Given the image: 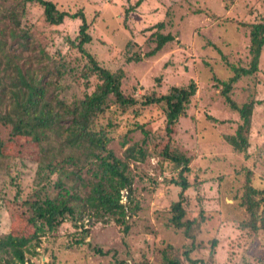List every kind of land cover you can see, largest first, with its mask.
Segmentation results:
<instances>
[{
	"label": "trees",
	"instance_id": "trees-1",
	"mask_svg": "<svg viewBox=\"0 0 264 264\" xmlns=\"http://www.w3.org/2000/svg\"><path fill=\"white\" fill-rule=\"evenodd\" d=\"M142 1L138 0L134 7L139 6ZM196 1L206 4L205 7H199L201 10L198 13L210 12L213 8L209 4L214 5L217 10L222 9L219 0ZM36 6L42 9V15L37 17L36 26L27 27L29 18L24 16L31 13ZM134 7L127 9L126 18ZM91 9L80 5L77 0H22L20 15L16 8H7V11L3 8L11 26L0 28V178L5 181L8 191L13 193L11 200L25 208L28 220L38 231L59 233L64 224L73 223L77 229H71L68 236L71 239L69 247H74L75 250L82 249L84 238L88 235L85 223L81 222L82 218L79 221L78 211L88 213L90 220L92 218L106 222L112 216L117 224L124 226L123 232L129 233L130 226L126 220L128 208L126 203L121 202L124 191L128 199L127 205L134 211L140 208L137 196L144 198L141 191L149 190V186L153 188L150 191H155L162 185L169 189L167 192L172 191L171 185L180 187L177 192L179 199L172 204L170 222L177 228L186 226V236L194 240L196 234L190 229L193 222L184 220V202L188 199L185 191L191 184L185 172L191 171V157L181 153L174 142L169 140L165 150L157 153L161 160L152 174L161 171L163 179L150 176L149 183L139 188L131 169L133 163H143L152 158L157 151L153 143L160 138L159 130L152 131L147 127L148 122H140L143 111L146 107L155 105L163 107L166 132L171 138L174 125L178 123L180 115L186 112L190 97L196 93V82L192 80L186 87L173 86L170 92L160 96H145L141 99L142 103L138 104L140 99L129 95L133 93L134 86L128 84V66L141 61L142 56L137 51L133 52L134 42L131 40L122 48L106 38L94 49L91 44H96L97 39L89 31L91 20L87 15ZM256 9L259 8L251 6L250 12H255ZM169 11L167 8V13ZM258 17L257 13L253 19L248 15L242 23L249 28L250 59L247 65L228 62L227 57L218 49L233 74L228 78H217L216 81L222 85L225 102L242 118L236 133L224 136L234 151L242 153L245 158L244 164L219 178L218 188L228 175L242 177V184L234 195L232 207L243 213L236 216L231 225L238 238L244 237L246 250L251 240L258 238L260 241L255 247L258 255L244 252L237 259L232 256L230 261L227 260L230 264H264V162L259 157L262 155L260 152H252L249 136L251 124H255L252 122L254 110L264 99L257 98L260 96L257 83L251 87L249 82L243 81L245 76H261L264 22ZM40 20L47 26H59L67 20L78 23L75 30L76 35L78 34L77 41L76 35L69 36L73 41L68 59L59 52L49 54L47 44L51 39L44 36L43 33L46 32H43ZM164 26V21L156 23L157 29L149 34L148 41H153L155 45L145 53L147 57L157 54L168 42L175 39L173 33L161 32ZM216 28L221 30L220 27ZM149 29H153V26ZM8 39L16 44L15 48L9 45ZM68 71H76L73 82L78 83L82 89L81 99L69 101L65 97L67 90L71 89L70 84L62 83ZM239 82L243 89L245 87L248 90H257L243 104H239L234 98V90ZM66 117L70 120L65 127L60 125V119ZM119 126L124 129L120 140L122 147H125L123 156H118L109 147L114 141V135L110 131ZM3 128L9 129V134L13 137H28L29 141L39 145L48 142L50 148H41L37 165L33 160H22L7 152V141L1 135ZM137 132L142 136L135 140L134 135ZM56 140L59 141L58 146H52ZM33 165L37 169L34 170L31 167ZM67 165L77 170L65 171ZM169 168L173 172L179 171L178 174L167 177L164 172ZM254 168L260 172L259 176ZM80 169L87 175L91 173L92 178L81 175ZM55 173L58 174L57 180L53 177ZM72 177L71 184L68 179ZM79 186L87 189V194L82 195L83 197L73 192ZM137 189L140 190L136 191ZM1 190L4 191V186ZM215 198L220 208L227 203L221 196ZM78 200L85 203L84 208L77 204ZM85 208H90L92 212ZM238 232L242 234L238 236ZM39 237L36 233L18 237L11 232L1 236L0 264H31L26 255L30 251L28 245ZM211 241L216 244L218 238L215 236ZM191 243L192 246L184 252L189 259L191 251L198 245L200 247L206 244L205 241ZM110 251L96 248L101 256L108 255ZM126 254L132 257L131 264H157L145 252L136 255V252L127 248ZM162 255L163 261L158 264H183L177 257H167L164 251ZM208 258L210 260L199 258L190 261L191 264H220L212 257ZM62 259L63 255L57 259L58 263ZM126 262V259L117 260L119 264Z\"/></svg>",
	"mask_w": 264,
	"mask_h": 264
},
{
	"label": "rangeland",
	"instance_id": "rangeland-1",
	"mask_svg": "<svg viewBox=\"0 0 264 264\" xmlns=\"http://www.w3.org/2000/svg\"><path fill=\"white\" fill-rule=\"evenodd\" d=\"M77 1L80 5L92 8L87 15L91 20L89 31L97 39L96 44H91L94 49L98 48L97 44L106 38L110 43L122 48L127 46L128 41L134 42L133 52H139L142 60L129 64L128 84L134 86L133 93L129 95L139 98L138 104L142 103L141 99L145 96H160L170 92L173 86L186 87L192 80L196 82V93L190 97L186 112L180 115L178 123L174 125L171 138L166 132L163 107L155 105L150 108L146 107L143 111L140 122H148L147 127L152 131L159 130L160 138L158 142L153 143L157 151L152 158H148L143 163H133L131 169L139 188L149 183L150 176L156 178L159 176L163 179L164 175L161 171L158 174L156 172L155 175L152 174L154 167L161 160L157 153L165 150L169 140L174 142L181 153L191 157V171L185 172L191 184L190 188L185 191L188 199L184 202L186 209L184 220L193 222L190 229L196 234V239H188L185 234L186 226L177 228L170 222L173 214L172 204L179 199L177 192L180 187L171 185L172 191L167 192L169 189L162 185L155 191H150L153 188L149 186V190L141 191L144 198L137 196L140 200V208L134 211L127 205L128 199L124 191L121 202L126 203L128 208L126 220L130 226L129 233H124V226L117 224L112 216L108 217L106 222L92 218L90 220L88 213L83 214L78 211L79 221L82 218L81 222L85 223L88 235L84 238L82 249L75 250L74 247H69L71 239L68 236L71 229L74 231L77 229L73 223L64 224L59 233L55 231L57 234L52 231H38V228L28 220L25 208L11 200L13 193L8 191L5 181L1 178L0 237L9 232L18 237L33 233L39 234L40 237L28 245L30 251L26 255L31 264H119L117 260L121 259L127 260L125 264H131L133 259L126 254L127 248L136 252V255L147 253L150 260L157 264L163 261V251L167 257H177L183 264H191L190 259H209L208 257H212L220 264H230L227 260L230 261L232 256L237 259L244 252L258 255L255 247L260 243L259 239L251 240L246 250L244 237L238 238L231 225L234 218L243 213L232 207L234 195L242 184V177L228 175L218 188L219 178L244 164L245 158L242 153L234 151L224 136L225 134L234 135L242 118L225 102L222 85H219L216 80L217 78H228L233 74L226 60L222 59L219 50L230 63L238 62L237 65L249 63V28L242 23L248 15L250 19L256 17V13L259 14L258 19L264 22V0H230L229 2L219 0L221 10L209 4L213 9L210 12L201 13H198L201 10L199 7H205L206 4H199L196 0H143L139 6L135 7L138 0ZM210 1L216 2L217 0ZM21 4L22 0H0V28L11 26L9 17L4 14L3 8L4 10L6 8V11L7 8H16L20 15ZM251 6L259 9L250 12ZM131 7L134 8L126 18V11ZM167 8L170 9L169 13H167ZM41 12L42 9L36 6L31 13L24 16L29 18L27 27L36 26L35 21L38 16L42 15ZM160 21L165 22L161 32L173 33L175 39L168 42L157 54L147 57L145 53L155 45L147 38L157 29L156 23ZM77 24L75 21L67 20L59 26H47L44 21L40 20L42 30L46 32L43 33L44 36L48 40L51 39V42L47 44L49 54L59 52L68 59L73 41L70 37H75ZM152 26L153 29H149ZM216 27H220L221 30ZM77 36L78 34L75 41H77ZM8 42L12 47H16L13 41L8 39ZM260 61L261 71L258 74L261 76H255L256 74L252 77L245 76L243 81L249 82L251 87L257 83L260 92L257 98L264 99V49ZM75 75L76 71L72 73L68 71L62 81L64 84L71 85V89L65 94L69 101L81 99L83 95L80 85L73 82ZM254 92L257 90L253 88L248 90L245 87L243 89L242 83L239 82L234 90V98L239 104H243L253 97ZM69 120L67 117L66 119L61 118L60 125L66 127ZM252 122L255 124L253 126L251 124L252 129L249 131L252 142L251 150L260 152L262 155L259 157L264 162V101L254 110ZM9 129L13 130L12 127ZM9 129L1 130L2 137L7 141V152L15 154L22 160L27 161L28 159L30 162L33 160L37 165L41 148H50L48 142L39 145L34 141H29L28 137H13L9 134ZM123 132L124 129L120 126L110 131V134L114 135V141L109 147L118 156H123L125 150V147L120 144ZM141 136V133L137 132L134 139L138 140ZM58 143L59 141L56 140L52 146H58ZM35 165L31 166L34 170L37 169ZM64 170L71 171L77 168L67 165ZM254 171L258 176L260 175L256 168ZM178 172H173V169L169 168L164 174L170 177ZM80 174L87 175L84 170H81ZM87 176L92 178L91 173ZM53 177L57 180L58 174L55 173ZM68 180L69 183H73L71 181L73 177ZM3 186L4 191L1 190ZM138 190L140 189L136 191ZM73 192L84 196L87 194V189L79 186ZM217 196H221L224 202H227L221 208L215 198ZM76 202L81 207L85 205L83 201ZM85 209L92 212L90 208ZM240 234L242 233L238 232V236ZM215 236L218 238V243L213 244L211 240ZM192 241L198 244L200 241H205L206 244L200 247L198 245L195 250L191 251L189 259L184 252L192 246ZM96 248L111 251L108 255L101 256L96 252ZM62 255L64 259L59 260L60 263H58L57 259Z\"/></svg>",
	"mask_w": 264,
	"mask_h": 264
}]
</instances>
